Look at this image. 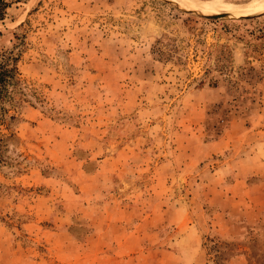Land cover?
I'll list each match as a JSON object with an SVG mask.
<instances>
[{"label": "rangeland", "instance_id": "obj_1", "mask_svg": "<svg viewBox=\"0 0 264 264\" xmlns=\"http://www.w3.org/2000/svg\"><path fill=\"white\" fill-rule=\"evenodd\" d=\"M177 6L25 0L0 21L24 93L5 104L0 264L264 252V8Z\"/></svg>", "mask_w": 264, "mask_h": 264}, {"label": "trees", "instance_id": "obj_2", "mask_svg": "<svg viewBox=\"0 0 264 264\" xmlns=\"http://www.w3.org/2000/svg\"><path fill=\"white\" fill-rule=\"evenodd\" d=\"M24 1L0 0V21L6 18L13 4ZM257 37H264V32ZM17 62L18 56H15L12 51L0 53V168L7 162L5 151L8 147V139L13 137L9 122L15 119V115L9 114L10 108H7L5 104L15 107V103L24 95L23 88L20 86ZM249 264H264V252L252 255V262L250 261Z\"/></svg>", "mask_w": 264, "mask_h": 264}, {"label": "bare ground", "instance_id": "obj_3", "mask_svg": "<svg viewBox=\"0 0 264 264\" xmlns=\"http://www.w3.org/2000/svg\"><path fill=\"white\" fill-rule=\"evenodd\" d=\"M176 1L188 9L206 14H218L220 12H224L229 15L230 13H234V12L259 10L264 8V0H239L240 2L237 3L230 2L228 0H204V1L176 0ZM261 11H254V12L258 13Z\"/></svg>", "mask_w": 264, "mask_h": 264}, {"label": "water", "instance_id": "obj_4", "mask_svg": "<svg viewBox=\"0 0 264 264\" xmlns=\"http://www.w3.org/2000/svg\"><path fill=\"white\" fill-rule=\"evenodd\" d=\"M179 9H182L183 11H187V12H191V13H199V12H197V11H194V10H190V9H186V8H180V6H177ZM263 13V12H262ZM202 16H204V17H207V18H212V19H214V18H219V17H222V16H224V15H228V14H226V13H223V12H220V13H218V14H202V13H200ZM260 14V13H259ZM255 15H257V14H255ZM231 16V15H230ZM235 17V16H234ZM239 17H246V16H239Z\"/></svg>", "mask_w": 264, "mask_h": 264}]
</instances>
